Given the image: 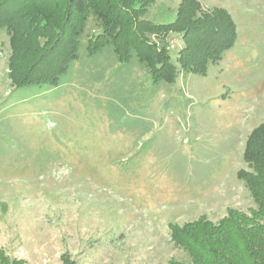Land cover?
Listing matches in <instances>:
<instances>
[{
	"label": "rangeland",
	"instance_id": "1",
	"mask_svg": "<svg viewBox=\"0 0 264 264\" xmlns=\"http://www.w3.org/2000/svg\"><path fill=\"white\" fill-rule=\"evenodd\" d=\"M179 2L154 0L148 16L171 21ZM199 2L228 10L236 41L205 75L159 89L142 66L88 56L86 38L56 87L15 88L0 29V252L24 264L187 261L170 223L255 206L237 172L264 120V0ZM168 40L175 56L181 37Z\"/></svg>",
	"mask_w": 264,
	"mask_h": 264
},
{
	"label": "trees",
	"instance_id": "2",
	"mask_svg": "<svg viewBox=\"0 0 264 264\" xmlns=\"http://www.w3.org/2000/svg\"><path fill=\"white\" fill-rule=\"evenodd\" d=\"M154 0H0V29L8 37L7 75L23 88L59 84L79 58L86 38L88 56L110 53L118 63L144 67L154 85L174 83L181 73L205 75L237 37L236 25L223 7L204 10L199 0H180L168 22L149 18ZM95 28L85 33L89 20ZM179 34L182 47L172 56L169 37ZM245 182L255 206L247 212L227 209L218 221L204 216L182 225L170 223V239L188 260L167 264H264V120L245 139ZM62 264H77L68 253ZM0 264H24L0 252Z\"/></svg>",
	"mask_w": 264,
	"mask_h": 264
},
{
	"label": "crops",
	"instance_id": "3",
	"mask_svg": "<svg viewBox=\"0 0 264 264\" xmlns=\"http://www.w3.org/2000/svg\"><path fill=\"white\" fill-rule=\"evenodd\" d=\"M222 56H223V55H222ZM221 60H222V58H221L219 61H221ZM209 67H211V65H210ZM187 74H189V73H187ZM187 74H183V75H182V74L180 73L179 75H180V77H181V76H182V77H185V75H187ZM179 75H178V77H179ZM176 80H177V79H176ZM176 80H175V81H176ZM174 83H175V82H174ZM152 84H153V83H152ZM168 84H169V83H168ZM171 84H173V83H171ZM153 85H154V84H153ZM162 85H163V84H162ZM162 85H161V86L158 85V87L155 85V87H157V89H159V88L162 87ZM263 91H264V88H263L262 92H263Z\"/></svg>",
	"mask_w": 264,
	"mask_h": 264
}]
</instances>
